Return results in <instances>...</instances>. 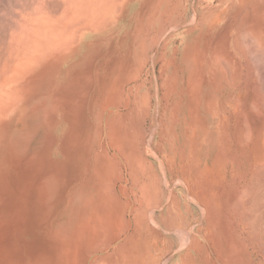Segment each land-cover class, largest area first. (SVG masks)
<instances>
[{"label": "rangeland", "instance_id": "obj_1", "mask_svg": "<svg viewBox=\"0 0 264 264\" xmlns=\"http://www.w3.org/2000/svg\"><path fill=\"white\" fill-rule=\"evenodd\" d=\"M133 1L136 0H0V65H13L20 58L22 42L31 40L32 33L47 17H54L51 24L59 34L69 30L71 38L75 34L81 37L95 32L100 18L103 20L111 10L118 25L125 27L132 7H138ZM145 1L151 22L164 23L166 34L156 50L158 41L151 49L152 42H146L147 63L137 82L139 96L144 93V105L149 109L143 119V129L149 134L144 141H148L149 159L155 163V181L158 173H165L162 202L171 211H157L150 206L135 209L134 231L129 233L131 221L124 216L130 207L123 209L110 197L114 186L124 190L118 182L124 178L117 175L114 167L119 156L123 164L127 159L123 147L128 141L126 115L131 110L129 100L118 99L117 86L126 90L131 73L127 72L130 67L125 52L122 58L113 60L109 58L111 52L92 49L84 54L74 81L70 79L75 85L70 89L69 110L61 107L63 120H69L70 128L64 124L59 139L64 148L60 154L68 156L71 180L76 181L80 175V180L85 178L95 188L93 196L97 201L91 202L88 216H100L98 221L94 217L90 221L83 217L77 220L76 212H70L69 231L27 233L31 241L17 243L31 247L7 249L6 264H162L165 259L157 260L158 254L146 242L157 236L150 233L151 226L163 231L160 235L170 245L187 246L195 228L188 232L186 228L201 213L194 196H207L215 176L228 177L231 182L245 179V209L233 222L244 225L245 231L233 235L239 236L240 259L243 257L245 264H264V120H256L264 117V0ZM162 7L166 8L164 20L158 18ZM210 26L213 38L206 39ZM163 45L166 65L159 67L162 56L158 61V53ZM91 65L96 67L94 85L87 73ZM159 81L165 84L157 98L154 92ZM84 100L89 102L87 113L91 119L81 139L78 121ZM142 112L141 108L137 116ZM95 113L101 125L95 123ZM230 113H240L241 119H247L230 120ZM137 122L136 117L135 130ZM233 128H240L245 136H227ZM238 139L240 147L234 145ZM61 160H56L59 168L63 167ZM81 162L85 165L80 173ZM175 200L187 219L183 223L178 220L175 225L179 228L173 230L168 218L177 212ZM77 203L76 199L75 207ZM139 204L135 202V206ZM142 211L150 217L151 226L139 217ZM158 213L166 216L160 226ZM51 219L45 226L51 228L59 223ZM186 246L173 253L167 264H177L179 255H187ZM196 254L204 264L203 252L197 249Z\"/></svg>", "mask_w": 264, "mask_h": 264}, {"label": "crops", "instance_id": "obj_2", "mask_svg": "<svg viewBox=\"0 0 264 264\" xmlns=\"http://www.w3.org/2000/svg\"><path fill=\"white\" fill-rule=\"evenodd\" d=\"M135 2L138 7L135 10L132 7L131 17L126 20L125 27L118 25V19L111 16L113 12L111 10L108 16L103 15V20L100 18L95 32L86 33L81 37L75 34L71 38L69 30L59 34L51 24L54 17H47L45 23L39 24L32 33V39L22 42L20 58L15 60L13 65H0V264H6L7 249L31 247L17 243L30 240L31 237L27 239V233L69 231L70 212L72 214L76 212L77 220L83 217L90 221L94 217L98 221L99 214L90 215L91 218L88 216L92 210L91 202L97 201V197L93 196L95 188L85 178L80 180L82 178L80 175L76 181L71 180L68 156L60 154L64 148L59 139L61 127L65 124L66 128L68 125L70 128L69 120L64 122L61 111L63 106L66 107V111L69 110L70 89L75 85L74 83L71 85L70 79L74 81L76 73L81 69L84 54L92 49L93 52L96 50L111 52L109 58L113 60H117V57L122 58L121 53L125 52V61L128 60L127 64L129 63L130 67L127 72L131 73L126 90H123L121 85L117 86V92L120 94L118 99L129 100L128 109L131 110L129 115H126L129 120L127 119L128 135L125 139L128 138V141L123 147L128 153L127 159L123 164L119 156L114 167L118 170L117 175L124 178L118 181L124 190L119 191L114 186L110 197L120 203V206L122 204L121 208L130 207L127 208L129 210L125 216L122 211L120 213L121 217L124 216L131 221L129 233L134 231L135 209L145 210L150 206L157 211L163 208H167L168 213L171 211L162 202L166 186L165 173H158L155 181V163L149 159L150 145L147 144L148 141H144V136L148 138L149 134L148 130L143 129V119L149 113V109L147 110L144 105V93L139 96L140 83H137L147 63L146 45L152 42L149 46L151 49L155 45L153 42L158 41L155 50L159 48L160 41L165 40V24L151 22V17L145 9V0ZM135 2L133 1L134 4ZM165 15L166 8L162 7L161 10L159 8L158 18L164 20ZM178 16L180 17L181 13ZM208 29L206 39L213 38L212 26ZM164 53L165 45L158 53V61L160 54L162 56L159 67L166 65ZM91 55L92 52L87 56ZM94 66L91 65L90 70H87L93 85L96 75ZM152 67H155V58L152 59ZM164 84L165 81L155 84L154 94L157 98L160 97L159 90L164 89ZM129 86H132L130 90ZM162 98H165L164 91ZM83 103L84 107L80 109L78 121L81 139L85 137L91 119L87 113L89 102L84 100ZM134 106H138L137 112H134ZM141 108L143 112L137 116ZM239 115L240 113H230L229 119H247V117L241 119ZM94 117H98L94 120L95 123L101 125L100 117L96 113ZM136 117L137 132L134 128ZM258 118L264 120L263 116L256 117V120ZM113 130L112 128L111 132ZM227 136L240 138L245 134L240 128H233L229 130ZM240 143L238 139L234 145L240 147ZM65 146L68 153V143ZM60 157L63 165L61 168L56 162ZM81 164L80 173L85 163ZM236 181L231 182L228 177L215 176L212 179V186L207 188V196L202 193L195 194V201L201 213L197 214L196 220L189 221L193 223L186 228L187 232L192 230L190 228H195V235L188 241L187 246L170 245L169 241L160 235L163 231L151 226L150 217L142 211L139 217L153 228L150 229V233L157 235L153 236V240L146 241L149 244L148 248H153L158 254L160 259L157 260L165 259L162 264H167L173 253L182 251L186 246L189 252L187 255H179L176 259L177 264H200L197 260V249L203 252L204 264H245L243 257L240 259L239 236L233 235L245 231L244 225L233 223L235 216L239 218L245 209L243 200L245 179L238 178ZM135 202L140 204L135 206ZM176 206L175 200L174 207ZM181 208L180 205L175 215L168 218L170 219L168 224H173V230L179 228L175 225L178 220L179 223H183L187 219ZM164 214L157 215L159 226L166 217ZM52 217L59 223L51 228L45 226ZM164 225H167L166 221ZM144 232L142 229L141 233ZM130 241H133V238ZM192 252L194 255H191Z\"/></svg>", "mask_w": 264, "mask_h": 264}, {"label": "bare ground", "instance_id": "obj_3", "mask_svg": "<svg viewBox=\"0 0 264 264\" xmlns=\"http://www.w3.org/2000/svg\"><path fill=\"white\" fill-rule=\"evenodd\" d=\"M262 45V44H261ZM250 48V47H249ZM255 49V48H254ZM251 51V50H250ZM264 52V51H263ZM252 53V52H251ZM263 54V53H262ZM255 55V54H254Z\"/></svg>", "mask_w": 264, "mask_h": 264}]
</instances>
